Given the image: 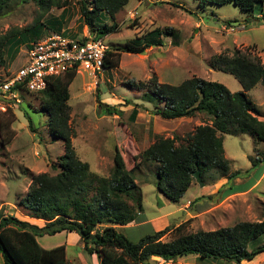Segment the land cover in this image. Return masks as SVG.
Listing matches in <instances>:
<instances>
[{"label": "rangeland", "instance_id": "obj_1", "mask_svg": "<svg viewBox=\"0 0 264 264\" xmlns=\"http://www.w3.org/2000/svg\"><path fill=\"white\" fill-rule=\"evenodd\" d=\"M80 1L68 0L61 26L49 21L59 18L62 9L53 8L48 12L42 20L48 26L41 24L38 34L28 33L30 39L20 45L18 51L13 49L8 52L5 65L0 67L3 77L27 63V51L32 42L51 33H64L70 38H91L96 36L100 26L111 25L115 21L120 25V31L101 37L108 50L115 51L121 44L158 27H171L176 32L173 36L162 35V46H151L139 54L122 53L119 66L107 69L97 81L87 73H77L72 82L69 104L70 123L75 132L73 145L78 156L100 176H110L114 167L115 147L122 152L127 169H131L135 164V155L158 137H175L177 144H180L186 142L188 134L197 126L209 122V117L204 113L181 119L161 118L154 113L155 108L150 102L141 99L146 90L132 88L129 85L131 80L148 82L157 75L161 82L180 84L185 79L203 77L221 82L235 92L242 90L240 82L229 72L213 70L210 65L215 57L221 53L232 55L234 51L240 50L260 56L264 63V22L261 24L254 19L258 11L252 17L251 13L243 12L234 3L209 4L202 9L197 0H143L142 4L140 0H130L117 13L115 20L103 13L96 26L89 28L81 17ZM39 14L40 9L34 2L13 0L8 10L0 16V40L13 34L19 37L21 32L34 27ZM248 99L253 105L260 103L264 99V85L249 92ZM42 104L38 93H25L19 105L9 107H5L6 102L0 99V209L4 215L14 214L21 219L31 217L20 205V200L27 193L35 175L57 172L52 165L57 164L58 157L64 154L63 140L51 132L49 118L43 112ZM106 105L114 106L117 108L115 112L119 113L109 114ZM134 108L139 110L135 121L130 117ZM256 108L259 109L257 105ZM263 144L250 133L224 134L223 145L226 157L231 161L230 172L240 171L239 178L242 179L238 185L232 181L230 191L247 188L260 177L264 162L253 167L250 156L261 154L264 151ZM157 168V162L149 161L135 171L136 182L143 194V218L168 214L170 221L166 226L192 219L189 230L193 232L215 230L240 221L264 219V180L255 190L257 195L250 192L227 196L228 191L223 190L225 185L221 187L220 177L223 173L212 170L204 177L207 189L195 180L181 200L174 202L157 189ZM220 189L223 192L218 193ZM197 192L212 195L211 199L202 200L208 206L206 210L199 213L193 209L182 210L188 196L196 195ZM160 198L163 204H159ZM194 206L196 209L197 205ZM121 231L136 242L151 233L152 228L142 224L122 227ZM68 232L71 231L44 235L38 239L46 248L67 243L69 264H86L75 257L82 250L78 242L74 241V233L71 235ZM259 243H264V235L258 239ZM84 254L89 253L85 251ZM87 258L88 264H91ZM157 260L158 264L219 263L211 259H199L195 254L181 257L176 262ZM243 264H264V253Z\"/></svg>", "mask_w": 264, "mask_h": 264}, {"label": "trees", "instance_id": "obj_2", "mask_svg": "<svg viewBox=\"0 0 264 264\" xmlns=\"http://www.w3.org/2000/svg\"><path fill=\"white\" fill-rule=\"evenodd\" d=\"M12 1L0 0V16L8 10ZM20 1L34 2L40 14L35 26L21 32L19 37L13 34L1 38L0 67L5 65L8 52L13 49L18 51L20 45L28 42L30 33L38 34L43 23L48 26L42 20L53 8L62 9V13L50 23L61 26L65 19L68 0ZM129 1L81 0V17L89 28H94L103 13L115 20L117 13ZM197 1L202 9L209 4L234 3L243 12L251 13L252 17L258 11L254 19L261 24L264 22V0ZM118 31L120 25L114 21L111 25L100 26L94 38L101 39ZM164 34L173 36L176 32L171 27H158L116 47L115 51L107 48L105 68L119 66L122 53L139 54L153 45L162 46ZM210 67L233 74L242 90L233 92L225 84L203 77L185 79L180 84L161 82L157 75L148 82H129L132 88L146 90L141 99L150 102L155 108L154 113L161 118L181 119L204 113L209 117V122L197 126L188 134L186 142L180 144H177L175 137H158L135 155V164L131 169H127L122 152L115 147L114 167L108 177L93 172L90 164L78 156L73 145L75 132L70 123L69 99L76 71L51 77L47 88L38 94L43 101L42 110L49 118L51 132L63 140L64 154L58 157L57 164L52 165L57 172L35 175L27 193L20 200V205L31 217L42 219L43 223H33L14 214L4 215L0 209V255L4 264H69L65 244L46 248L38 239L63 231L78 233L85 251L96 253L100 264H158L154 257L165 262H176L189 254H195L202 260L219 261L218 264H243V261L254 260L264 253V243L257 244L264 235V219L240 221L215 230L201 229L195 232L189 230L192 220L189 219L178 225L170 224L163 229L153 230L136 242L131 241L120 228L142 218L139 215H142L143 194L136 182L135 171L143 163H158L155 185L168 200L179 202L195 180L205 185L204 177L212 170L221 171V177L227 176L228 184L223 190L230 194L231 182L240 177L241 172H230L231 161L225 154L223 135L250 133L258 141L264 142V120L258 118V110L247 95L257 84L264 85V63L260 56L240 50L232 55L221 53ZM106 110L113 114L117 108L106 105ZM138 113V108H134L130 116L133 121ZM250 159L253 167H256L264 162V151L256 157L250 156ZM211 198L212 195L202 196L192 202L197 205L198 213L208 207L202 200ZM165 237L169 239L165 240Z\"/></svg>", "mask_w": 264, "mask_h": 264}, {"label": "built area", "instance_id": "obj_3", "mask_svg": "<svg viewBox=\"0 0 264 264\" xmlns=\"http://www.w3.org/2000/svg\"><path fill=\"white\" fill-rule=\"evenodd\" d=\"M106 50L102 39L51 33L31 43L25 65L5 77L0 72V99L6 102L5 107L18 105L23 94L43 91L51 77L69 71L87 73L97 81L107 70L104 66Z\"/></svg>", "mask_w": 264, "mask_h": 264}, {"label": "crops", "instance_id": "obj_4", "mask_svg": "<svg viewBox=\"0 0 264 264\" xmlns=\"http://www.w3.org/2000/svg\"><path fill=\"white\" fill-rule=\"evenodd\" d=\"M142 1L143 0H140L139 1V3L140 4H142ZM168 36V35H167ZM173 42V41H172ZM122 45H124V44H121V46ZM154 46V45H153ZM169 83V82H168ZM171 84H173V83H171ZM262 83H259V84H257L253 89H255L256 87H258L259 85H261ZM263 85V84H262ZM253 89H251L250 91H248L247 92V95L249 96V92H251ZM256 105L259 107V109L257 108V116H258V118L260 119V120H264V109H263V107H264V99H262V101H260V103H258V104H255L254 106L256 107ZM223 139H224V135H223ZM264 145V144H263ZM225 148V147H224ZM226 154V153H225ZM227 156V155H226ZM227 158H229V157H227ZM230 159V158H229ZM232 172V171H231ZM264 180V170L262 171V173H261V175H260V177H258V179L253 183V184H251V185H249V187H247V188H244V189H241V190H235V191H233V190H231V191H229V192H231L230 194H227V196H229V195H234V194H237V193H250V192H253V193H255L256 195H257V192L255 191L258 187H259V185L261 184V182ZM220 181H222V184H221V187L223 186V185H227L228 184V178H227V176H224V177H220ZM233 182L235 183V185H238V184H240L241 182H242V179L241 178H239V177H237V178H235L234 180H233ZM192 185H194V183H192ZM191 185V186H192ZM203 187H204V189H207L206 188V184L205 185H203ZM195 191V190H194ZM202 192V191H201ZM194 193V192H193ZM201 195H210V194H199L198 192L196 193V195H194V194H192V195H189L188 197V199H187V201L183 204V207L181 208L182 210H187V209H193V211L194 210H196V212H197V207H196V209H195V206L193 205V201H195L197 198H199ZM257 197H260V198H262L261 196H257ZM264 199V198H263ZM159 204H163V200H162V198H160L159 199ZM188 213H191V212H188ZM168 214H165V215H159V216H157V217H153V218H150V219H147V218H141L138 222H135V223H131V224H129V225H127V226H121L120 228L122 229V227L124 228V227H132V226H134V225H142V224H148V225H150V227L152 228V231L153 230H160V229H162V227H164V226H166L168 223H169V221H170V219H168V216H167ZM170 215V214H169ZM141 216H143V215H141ZM28 217V216H27ZM29 221H31V222H33V223H43V221L44 220H42V219H36V218H34V217H28L27 218ZM42 225H44V224H42ZM160 225H163L162 227L160 226ZM165 228V227H164ZM68 233H71V235H72V233H74L73 234V236H74V241H77L78 242V245H80V247H81V250L82 251H79L77 254H78V256H75L76 258H79V259H81V260H84L85 261V263L86 264H88L89 263V261H88V258L87 257H89V259L91 260V264H100V261H99V259H98V256H97V254L96 253H94V254H84V252H83V250H84V243H83V241L81 240V237H80V235L78 234V233H76V232H68ZM71 242V241H70ZM65 244V243H64ZM66 245V250H67V243L65 244ZM0 258L2 259V261H3V257L0 255ZM154 259H161V258H159V257H154ZM163 260V259H162ZM1 260H0V264H1V262H2ZM164 261V260H163ZM245 261H247V260H245ZM4 262V261H3ZM244 262V261H243Z\"/></svg>", "mask_w": 264, "mask_h": 264}, {"label": "water", "instance_id": "obj_5", "mask_svg": "<svg viewBox=\"0 0 264 264\" xmlns=\"http://www.w3.org/2000/svg\"><path fill=\"white\" fill-rule=\"evenodd\" d=\"M237 24H239V23H237Z\"/></svg>", "mask_w": 264, "mask_h": 264}]
</instances>
